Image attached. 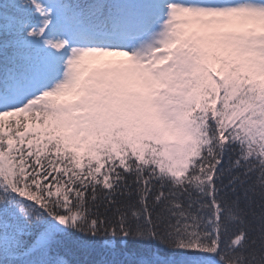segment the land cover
Returning <instances> with one entry per match:
<instances>
[{"label": "snow or ice", "instance_id": "obj_1", "mask_svg": "<svg viewBox=\"0 0 264 264\" xmlns=\"http://www.w3.org/2000/svg\"><path fill=\"white\" fill-rule=\"evenodd\" d=\"M0 264H264V0H0Z\"/></svg>", "mask_w": 264, "mask_h": 264}]
</instances>
